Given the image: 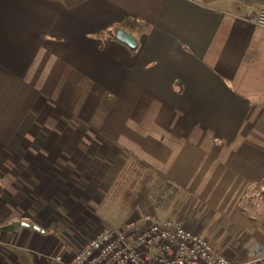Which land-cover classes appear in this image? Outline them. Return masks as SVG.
Instances as JSON below:
<instances>
[{"label": "crops", "instance_id": "obj_1", "mask_svg": "<svg viewBox=\"0 0 264 264\" xmlns=\"http://www.w3.org/2000/svg\"><path fill=\"white\" fill-rule=\"evenodd\" d=\"M255 10L232 0H0V227L15 224L0 228V264L70 256L109 227L98 213L109 190L123 207L169 215L126 194L145 168L180 188L177 218L198 214L194 230L223 254L264 246V196L249 213L239 207L264 180V26L243 18ZM129 15L139 21L125 29L132 48L116 34ZM226 211L248 227L232 228ZM222 223L220 245L211 231Z\"/></svg>", "mask_w": 264, "mask_h": 264}, {"label": "built area", "instance_id": "obj_2", "mask_svg": "<svg viewBox=\"0 0 264 264\" xmlns=\"http://www.w3.org/2000/svg\"><path fill=\"white\" fill-rule=\"evenodd\" d=\"M243 18L264 26V7L245 11ZM247 250L249 259L233 262L183 221L142 214L103 228L70 256L56 254L51 264H264V246L251 243Z\"/></svg>", "mask_w": 264, "mask_h": 264}, {"label": "trees", "instance_id": "obj_3", "mask_svg": "<svg viewBox=\"0 0 264 264\" xmlns=\"http://www.w3.org/2000/svg\"><path fill=\"white\" fill-rule=\"evenodd\" d=\"M84 0H63V2L67 6H75ZM204 3H213L216 1H221V0H201ZM232 1H239L241 4H244L246 6L250 7H264V0H232ZM139 21L133 17V16H127L125 19L122 21V23L119 24V26L122 27L123 30L126 28L128 30H132L135 27H138ZM135 171L134 166L130 167L129 173L132 178L133 172ZM146 173L143 175L144 180L141 181L140 183V188L134 192H126L128 196L135 194L133 197V200L138 202V204L142 206H153L155 208H159L158 206L164 204V208L160 210L164 211L165 208H167L172 201L175 200L177 197L180 188L172 182L170 179H167L163 177L162 175L158 174L157 171H154L152 169L147 170L145 168ZM148 171V172H147ZM129 178V179H130ZM140 179V178H138ZM123 184V183H122ZM264 180L253 183L249 186V188L246 191L245 197L241 200L239 207L242 209L244 212L249 213V208L251 207L250 202L251 198L253 196L258 195H264ZM162 202V203H161ZM161 203V204H160ZM250 256L249 254L245 251V249L241 248L240 251L235 255V257L232 259L233 262H240L243 260L249 259Z\"/></svg>", "mask_w": 264, "mask_h": 264}, {"label": "rangeland", "instance_id": "obj_4", "mask_svg": "<svg viewBox=\"0 0 264 264\" xmlns=\"http://www.w3.org/2000/svg\"><path fill=\"white\" fill-rule=\"evenodd\" d=\"M116 192L117 191L109 190L107 193H105L104 196H103L104 204H102V206L98 210V213L100 215V219H101V221H103V222H101V224L104 227H106V226H119V225H122V223L128 218V216L131 215V214H134V213L135 214H139V215L140 214H152L153 213V212L151 213L150 210H142L141 207H140V209H136V208L134 209V207H132V208L131 207H123L121 205L120 201L118 200L117 196H116ZM263 194H264V192H263ZM110 196H115L116 199L111 198ZM179 205L180 204H177V200L175 199L174 201H172V203L167 208H165L164 211H162V210L159 209V208L163 209L164 208L163 207L164 204L158 206L159 208H156V210L155 209L154 210H155L156 213H158V215L164 216L166 214V212H168L171 209V213L169 215H167L166 217L172 216V217L177 218V215H179L181 213V211H182V207L181 206L179 207ZM133 209H134V211H133ZM194 210L197 211V213H198L200 211V208L195 204L194 205ZM250 211L252 213H254V214L256 212L254 210V208H251ZM153 214L156 215L155 213H153ZM226 214L229 215V216H231L232 218H234V217L235 218H238L237 220L234 219L231 222V227H232V223H233V227L232 228H235L236 227V228H239V229H243L244 230V228L248 227L249 224L248 223H245L243 221L241 215H238L236 213L233 215V213L230 214L227 211H226ZM132 217H134V216H132ZM258 217H260V216H257L256 218H258ZM196 219L198 220V214H194V216H187V219H184V220L181 219V221H183L187 225L191 226L192 229H195L196 230L197 229V226H199L198 225V221H196ZM211 225H212L211 223L208 224V229L211 228ZM222 225H224V223H222L220 225V228L219 229H216V230L215 229H212V231H211V233H214L216 231L215 232V235H214L216 237H213V238H214V240L217 238L219 240L220 245L223 243V241L225 240V238L227 236V233H224V234L222 233V230H221V226ZM236 231H239V230L236 229ZM207 237L210 238L209 236H207ZM233 241H234L233 238H230V241H228V244L231 245V243ZM235 241L238 242L237 239ZM234 245L235 244L233 242V245L232 246H234Z\"/></svg>", "mask_w": 264, "mask_h": 264}, {"label": "water", "instance_id": "obj_5", "mask_svg": "<svg viewBox=\"0 0 264 264\" xmlns=\"http://www.w3.org/2000/svg\"><path fill=\"white\" fill-rule=\"evenodd\" d=\"M117 38L122 41L123 43L127 44L129 47H135L136 46V41L134 37L131 35V33H128L126 30L123 29H118L117 30ZM15 224H8L5 226H1L0 228L2 230H7L12 228Z\"/></svg>", "mask_w": 264, "mask_h": 264}]
</instances>
